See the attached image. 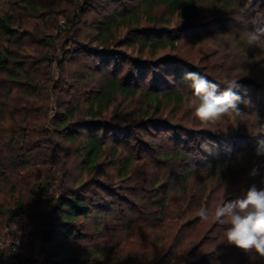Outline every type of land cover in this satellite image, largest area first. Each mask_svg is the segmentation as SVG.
<instances>
[{
  "label": "trees",
  "instance_id": "obj_1",
  "mask_svg": "<svg viewBox=\"0 0 264 264\" xmlns=\"http://www.w3.org/2000/svg\"><path fill=\"white\" fill-rule=\"evenodd\" d=\"M20 3L19 7L26 12V18H38L47 22L46 19L65 16L67 22L58 28L55 26L57 29L46 26L56 34H68L66 42H72V34L75 33L73 30L80 22L76 16L79 9H76L73 2L66 8V13H58V9L63 7L62 0H20ZM235 4L234 0H215L207 6L221 8L219 12L225 13L231 11ZM200 5L202 4L196 0H142L130 12L123 13L115 9L107 13L96 25L95 34L88 36L90 42L96 44L95 47L85 45L81 50L92 59L78 62L76 70L71 67L77 62L73 59L65 58L57 62L49 53L39 56L38 48L53 47V44L44 43L46 37H40L38 30L31 31L30 35L26 33L23 40L18 38L15 27L24 26L22 15L14 17V11L0 14V73L3 75L0 78V125H4L0 126V217L12 218L13 212L26 208L25 214L30 219L34 214L47 224L45 229H38L40 224L37 221V232L22 237L24 255L19 253L11 256L13 244L7 249L0 247V264H8L9 260L12 264H82L83 256L96 264H114L110 250L96 248L82 251L76 243L82 240L80 229L89 219H98L91 225L95 233H90V238L98 239L104 236L100 233L103 229L101 225L116 216L109 211V208H112L111 212L115 211V203L102 196L101 192L112 196L110 193L113 191L106 182L97 179L100 168L104 162H108L118 181L130 180L137 166V158L126 154V145L123 146L120 139L125 130L129 129L126 122L133 120L140 124L138 128L149 129L157 122V116L163 113L165 106L182 107L186 95V86L174 90L163 87L159 89L157 83L153 85L157 90H141L137 82H143L151 68L164 66L165 58L156 61L128 60L120 57L117 50L127 43L139 55L149 52L150 57L167 49L175 50L178 39L166 35L164 29H157L160 31H155L152 35L142 31L141 27L145 24L169 26L173 18L185 23L196 11L202 9ZM160 8L168 13L156 17L154 11ZM182 28L184 27L177 30ZM123 32L128 33L124 41L120 37ZM30 36L32 39L26 41ZM34 37H40V45L31 49L30 45L37 44L38 39L35 40ZM59 37L60 35H56L54 39L58 40ZM121 59L133 66V71L130 70L123 76L119 75L116 64ZM177 62L178 64H173L176 67L183 64ZM53 64L59 71L58 79L51 77ZM174 73L178 77H184L187 72L184 68L177 67ZM65 77L75 80V83L68 85ZM182 79L184 82L181 84L191 85L190 80L185 77ZM126 104H136L137 108L134 113L124 117L122 110ZM114 109L117 110L114 114L117 117L114 118H119L118 123L108 119L113 115ZM49 111H52V117L47 121ZM199 133L201 160L205 161L206 167L201 171L188 170L184 173L182 168L188 166L187 155L180 152L161 153L156 158L164 161L173 159L175 163H181V173L168 176L164 184H161L159 174L146 181L149 186L144 187L146 193L142 197L143 201L154 208L153 216L160 214L154 218L162 225L168 224L167 219L185 225L190 219L197 217L198 213L195 216L188 215V211L182 207L189 199L196 201V211L207 210V219L200 216L197 221L201 228H206L216 207L227 201L230 192L233 195L229 198L235 200L242 198L253 185L257 189H264V171L255 166L261 155L252 153V159L246 165L242 163L237 168L242 170L237 173L234 171L237 152L233 151L230 156L221 151L216 156L205 153L203 147L219 141L210 131L202 130ZM63 152L76 157L80 164V174L70 181V187L65 185L69 183L70 172L62 161ZM48 166L52 170L47 171ZM253 169H256V175L251 174ZM65 171L68 173L65 174ZM51 172L62 175L60 180L65 183L59 188L57 196H49L56 180L54 177L50 178ZM198 174L205 176L199 179L200 184L195 185L198 187L196 189L190 180L193 175ZM231 186L232 191L229 192ZM89 188H96L101 192L92 191L93 196L89 198L84 193ZM35 191L38 192L35 194ZM146 194L151 197L147 198ZM5 195L13 199L8 204L9 201L3 199ZM177 195L180 196L181 206L177 213L168 212ZM36 196L39 199L31 203ZM9 206H13V211L8 210ZM164 213L170 216L167 218ZM125 216L120 215L117 223H125L127 231L132 228L133 221L125 222ZM181 242L178 247L182 253L186 245ZM229 249L234 252L235 264H264V257L256 254L248 256L234 245ZM213 256L201 255L187 264H211ZM219 258L225 261L227 255L221 253Z\"/></svg>",
  "mask_w": 264,
  "mask_h": 264
},
{
  "label": "rangeland",
  "instance_id": "obj_2",
  "mask_svg": "<svg viewBox=\"0 0 264 264\" xmlns=\"http://www.w3.org/2000/svg\"><path fill=\"white\" fill-rule=\"evenodd\" d=\"M62 1L63 7L58 9V13H66V8L70 5V2H73L76 9H79L76 12V16L77 21L80 22L73 30L75 32L72 34L74 39L70 43L66 42L68 34L64 32L56 34L54 31L47 29L46 26L60 27L64 22H67L65 16L52 18L53 20L46 19L47 22L40 21L38 18H26L24 16L26 12L19 7L21 4L20 0H0V14L14 11V17L22 15L24 17V26L21 28L15 27L18 38L20 37L23 40L26 33L30 35L31 31L38 30L40 37H46L44 43L53 44V47L42 46L38 48L39 56L43 53H49L57 62L65 58L73 59L77 62L71 67L76 70L77 67L75 65L78 62L82 63L92 59L81 52V50L85 48V45L95 47L96 44L91 43L88 36L95 34V27L99 20L104 19L107 13L115 9L123 13L130 12L142 0ZM196 1L202 4L200 5L202 9L200 8V10L196 11L191 19L185 23L173 18L169 26L145 24L141 27L142 31H147L152 35L155 31H160L157 29H164L166 35L178 39L175 44V50L160 51L152 57L149 56V52L139 55L135 49L132 50L128 43L117 50L120 53V57L128 60L156 61L165 58L163 60L164 66L151 68L143 82H137L141 90L153 91V89H156V86L154 87L153 85L157 83L159 89L163 87L164 89L174 90L186 86V95L185 103L182 107L165 106L163 113L157 116V122L150 126L149 129L142 130L138 128L140 124L133 120L126 122L127 124L125 125L129 129L125 130L126 132L120 136V139L123 146L126 145V154L137 158V166L130 180L118 181L113 168L108 162H104L97 179L106 182L110 186V190L113 191L110 193L112 196H108V194L96 188H89L84 191L89 198L93 196L92 191H100L107 201L115 203L114 212H111L112 208H109V206L106 207L109 208L113 216H116L101 225L103 229L100 230V233H103L104 236L98 239L90 238V233H95L91 225L97 222L98 219H89L81 226L79 235L82 240L76 243L82 251L96 248L110 250L113 259L111 260L114 264H187L201 255L209 256L212 254L214 256L211 264L234 263V252L229 249L233 245L228 244L224 236L227 228L230 227L227 217L222 218L223 222H221L213 215L212 220L208 223L209 225L207 224L208 227L201 228L197 222L200 218V211L194 209L196 201L187 199L188 201L184 202L182 206L183 209L188 211V215L195 216L198 213L197 217L190 219L189 223L185 225L176 224L171 219H167L168 222H166L168 224L163 223L162 225L161 222L159 223L154 218L160 214L153 216L154 208L150 203L143 201L144 198H142L144 193H146L144 192V187L149 186L146 181H150L156 174L161 175L160 182L164 184L167 182L168 176L181 173L179 167L182 164L175 163L173 159L168 161L160 160L159 157L157 159V155L161 153L180 152L187 155L189 160L188 164H186L188 165L187 168H182L184 173L188 170L201 171L206 167L205 161L201 160L202 150L199 145L201 140L199 132L202 130L210 131L214 134V138L219 141L218 143H208L203 147L205 153L216 156L220 155L221 151L226 156H230L232 153L237 152L235 155L237 161L234 165V171L237 173L242 170L237 168L242 163L246 165L252 159L250 157L251 154L257 152L258 141L264 140V133H257V129L264 125V34H261V39L256 43H248L249 33L264 29V0H234L236 3L234 8L225 13L219 12L221 8H210L207 6L210 3H214L215 0ZM167 13L164 8L154 11L156 17ZM68 27L69 25H67ZM179 27L184 28L177 30ZM127 34V32L121 33L120 37L123 41L128 36ZM56 35H60L58 40L54 39ZM32 36L27 37L25 40L32 39ZM40 37H34L35 40H38L37 44L30 45L31 49L39 47ZM124 59L118 60L116 63L121 76L127 74L130 70L133 71V66ZM177 61L183 63L177 67L184 68L185 72H196L198 70L210 82L216 83L217 95L225 90L223 83L225 79H238V83L241 85L239 94L247 103H239L237 105L238 112L232 111L215 123H202L195 117V107L198 106L200 97L193 93L194 90L188 83L181 84L184 82L182 78L185 76L178 77L174 75L177 67L173 64H178ZM52 67L53 76L51 77L58 79L59 71L56 70L55 64ZM78 68L82 69L80 66ZM2 76V73H0V78ZM62 77L64 78V76ZM65 78L68 85L75 83V80ZM162 82L166 83V85H162ZM136 108V104H126L122 114L127 117V115L134 113ZM115 109L112 111V113L114 112L113 115L108 117V119L110 122L118 123L119 118H114L117 117L114 115L117 113ZM51 117L52 111H49L47 113V121ZM46 147H49V145ZM61 155L62 161L67 166L66 170L70 172L69 183L65 184L60 180L62 175H54L51 172L50 178L54 177L56 180L54 187L49 191V196H57L62 184L70 187V181L80 174V164L77 158L66 152ZM259 159L260 161H258ZM258 160L255 165L256 168L264 171V154ZM50 167H47V171L52 170ZM68 172L65 171V174ZM203 176L205 175H193L190 183L194 186H199V179H202L201 177ZM230 189L229 192L232 191V186ZM37 192L35 191V194ZM230 194H228L229 197L233 195V193ZM5 196L3 199L9 201L7 204L13 200L12 197ZM146 196L147 198L151 197L147 194ZM229 197L227 201L230 199ZM175 198L176 200L170 204L168 212L177 213L179 206H181L180 196L177 195ZM36 199L39 198L37 196L35 199L32 198L31 203H35ZM9 207L8 210L13 211V206ZM26 211V208L15 211L12 218L8 216L0 217V247L7 249L8 247L11 248L10 246L13 244L14 249L11 252V256L19 253L25 254L21 247V239L24 235L27 237V235L37 232V221L40 224L38 229L47 227L44 219L36 217L34 214L31 215L32 219H30L25 214ZM122 214L126 215L125 222L133 221L130 230H125V223H117V218ZM165 216L168 218L170 215L166 214ZM96 232L100 234L99 231ZM167 233L171 237H168ZM180 242L186 245V249H183L182 253L181 248L178 247ZM221 253L227 255L225 261L219 258ZM253 254L255 252L246 253L248 256ZM249 258L251 259V257ZM81 262L82 264H96L94 261H89L85 256H83ZM7 263L12 264V261L9 260ZM248 264H251V262Z\"/></svg>",
  "mask_w": 264,
  "mask_h": 264
},
{
  "label": "clouds",
  "instance_id": "obj_3",
  "mask_svg": "<svg viewBox=\"0 0 264 264\" xmlns=\"http://www.w3.org/2000/svg\"><path fill=\"white\" fill-rule=\"evenodd\" d=\"M264 29L248 34V43L254 44L261 39ZM185 79L191 81V88L200 97L195 107V117L204 124L215 123L224 115L236 111L239 103H247L239 94L241 85L238 79H225V90L217 95V84L210 82L199 72H187ZM257 133H264V125L257 129ZM264 154V140L258 141L257 155ZM252 175H256L253 169ZM199 215L207 219V210H201ZM217 220L223 222L227 217L230 227L224 236L228 244L234 245L242 251L255 252L264 257V189L251 186L242 198L225 201L218 205L214 213Z\"/></svg>",
  "mask_w": 264,
  "mask_h": 264
}]
</instances>
